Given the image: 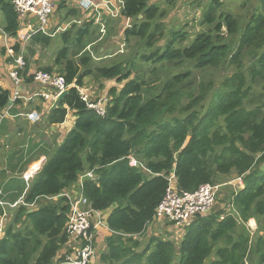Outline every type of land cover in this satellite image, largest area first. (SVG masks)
Masks as SVG:
<instances>
[{"label": "trees", "instance_id": "trees-1", "mask_svg": "<svg viewBox=\"0 0 264 264\" xmlns=\"http://www.w3.org/2000/svg\"><path fill=\"white\" fill-rule=\"evenodd\" d=\"M123 2L120 18L131 20L121 35L133 46L128 58L94 64L104 59L87 52L97 42L90 17L74 36L75 25L62 33L65 46L57 50L53 66L41 70L64 77L69 87V95L46 115V127L50 131L64 124L71 111L76 119L60 145L45 143L49 151L43 154L41 170L15 191L25 205L13 212L0 239V264L64 260L63 248L75 246L66 234L70 207L65 199H50L90 170L98 180L84 182L85 197L93 210L110 211L105 223L112 235L100 264H264V0L247 16L221 10L222 3L211 0L196 34L187 31L188 25L169 28L160 20L165 12L153 0ZM0 12L3 34L18 39L21 25L9 0H0ZM53 38L30 35L21 78L34 80L27 77L29 63L51 47ZM21 45L14 44L15 53ZM210 70L232 74L216 88L204 78ZM86 78L104 87L101 95L109 101L105 117L81 100L78 88ZM10 99L0 86V112ZM131 156L156 176L130 167ZM174 171L180 192H194L232 175L241 177L244 187L232 194L231 211L221 207L185 227L179 246L154 237L143 247L138 238L152 222ZM31 204L32 210L26 206ZM252 219L259 233L251 241L239 224Z\"/></svg>", "mask_w": 264, "mask_h": 264}, {"label": "built area", "instance_id": "built-area-1", "mask_svg": "<svg viewBox=\"0 0 264 264\" xmlns=\"http://www.w3.org/2000/svg\"><path fill=\"white\" fill-rule=\"evenodd\" d=\"M13 5L18 15V20L21 25V31L18 33V42L22 43L19 53H15L13 46L6 48L7 54L10 59L14 60V69H12L11 77L16 81H21L19 73L26 68L25 62V45L28 42L31 34L41 33L55 37L56 33L52 34L50 31V20L56 10L57 0H9ZM196 3H205L209 0H191ZM124 2L121 0L120 8L117 9L111 2H105L101 5H97L91 0H80V8L85 12L94 11L98 17L96 23L100 26V33L102 36L106 34V25L102 22L100 16L101 8L107 12L108 17L117 19L120 16L123 9ZM31 22H35V27L31 28L26 26L31 25ZM73 25V24H72ZM70 24L63 28H58L57 31L65 32L70 28ZM28 27L29 31L23 33V29ZM131 27V22L128 20L126 28ZM5 35V34H4ZM7 36V35H5ZM8 37V36H7ZM2 75L0 66V77ZM35 81L40 82L45 86L46 90L43 93L38 94L47 103L53 104L57 98L69 87L66 84L64 77L57 74H49L42 71H38L34 75ZM81 100L87 105L89 110L94 111L98 116L105 117L107 114V105L109 103L106 96H101L96 99H92V95L88 94V91L83 87L78 88ZM17 96H13L10 99V105L0 112V127L5 120L12 119L11 109L17 101ZM43 115L38 112L29 113L26 118L33 124L39 123L42 120ZM130 167L139 168L146 175L153 177V174L149 171L141 162L135 157L128 158ZM40 166L36 169L30 170L24 175V180L29 184L34 176L39 172ZM91 180L97 182L98 176L94 170L85 171L79 177L78 182L74 185L76 187L75 194L70 193L67 190L57 197L51 198V201H57L65 199L70 207L69 219L66 225V234L71 240L75 242V246L68 253H64V260L59 264H92L97 257L96 233L102 227L106 226L105 221L101 216V212L93 210L90 202L84 194V182ZM168 188L166 190L163 199L155 210L154 217L151 224L164 223L170 227L174 226L176 234L180 229L191 225L197 218L208 215L212 212L218 195L222 188L226 184H206L202 185L198 190L194 192H180L176 189V175L175 171L167 178ZM233 182H237L241 190L244 187L243 179L237 177ZM73 187V186H72ZM0 191V207H16L18 204L25 205L23 200L13 205L4 202L1 199ZM34 204L26 205L32 207ZM4 215V214H3ZM250 228V227H249ZM251 229V228H250ZM68 251V249H67Z\"/></svg>", "mask_w": 264, "mask_h": 264}, {"label": "crops", "instance_id": "crops-1", "mask_svg": "<svg viewBox=\"0 0 264 264\" xmlns=\"http://www.w3.org/2000/svg\"><path fill=\"white\" fill-rule=\"evenodd\" d=\"M91 1L97 5H101L105 2H111L117 9L120 8L121 2V0ZM59 3L62 4L60 5ZM60 8L62 9L60 10ZM70 11L75 12L70 13ZM59 15H64L66 17L64 19H67V21L61 26H59L58 22L60 19ZM100 16L101 20L103 21V23H105V25H107L108 28H110L111 25V29H114L112 41H106L105 45L100 47L99 54L101 55L99 57L107 60L114 58V56L116 55L115 53H111V49L115 47L112 44L118 42L122 38L121 35L128 20L124 18H110L108 17L107 12H105L102 8L100 10ZM90 17L95 21V24L91 29V31L94 32L97 27H100L99 24L96 23L98 15L94 11H83L80 8V0H58L56 11L54 12V15L50 20V27H55V29H58L60 27L64 28L69 24L82 26L85 24V22H90L87 21V19H89ZM26 26L33 28L35 27V22H31V25L26 23ZM28 27L23 29V33H27V31H29ZM2 38L3 40L0 39V66L2 71V75L0 77V86L4 90H8L10 92L11 98L13 96H17V101L16 105L13 106V111H16V113L11 114L12 119L5 120L0 127V191L2 194L1 199L4 202L13 205L11 199L17 198V194L15 191L19 187H22L23 184H25L23 181L24 175L27 174L30 170L38 168L40 164L44 165L46 158L43 154L49 151L46 144H48L47 142L50 143V134L53 136L50 131H52L54 135L56 134L55 137L57 144L60 145L67 133L72 130L76 117L74 112H69V115L64 124L53 127L49 131L45 124V117L49 113L52 104L47 103L41 97L37 96L38 94L43 93L46 90L45 86H43L40 82L35 81V78H33L34 80L31 82H28L26 78H21V81L16 82L11 77L10 72L12 71V69H14V60L9 58L7 51L5 52V50L6 48L17 43L18 39L10 38L5 35ZM94 45H96V43L89 46L87 48V52H91V49ZM38 57L39 55L35 56L34 60L29 63L27 77L34 76L35 73H37L40 69L41 65L39 63L40 61ZM89 82L90 78L88 80L86 79L84 81L85 85L83 86V88L88 91V94L94 96L95 94H97V92L94 87L87 86V83ZM18 101L20 102V104H18ZM32 112H38L39 114L43 115L42 121L35 125L31 123L26 118V116ZM36 126L38 127L36 128ZM25 166L26 168L22 171V168ZM69 190L70 193L75 194L76 187L73 186ZM21 200L22 196L17 198L14 204L19 203V201ZM19 206L20 204H18V206L16 207H6L4 209L0 207L1 210L3 209L4 213V215H0V239L2 238L3 234L5 233L6 227L11 221L13 212L16 211ZM33 207H35V205L32 206L31 210L33 209ZM151 226H154V230L158 231V233H162L163 231H166V235L172 233V228L167 225L168 227L165 229L164 223H154L151 224ZM104 227L106 230L105 232L102 230L100 231L99 229V231L96 233V238L98 235H100L98 237V240L102 241L100 250L101 254L106 250V240L112 235L107 225ZM157 235L158 234H156L155 236ZM72 248L73 246H70V244H68L63 248L61 253H65L67 249L68 251H70L72 250ZM101 254L97 253V257L92 262V264H98Z\"/></svg>", "mask_w": 264, "mask_h": 264}, {"label": "rangeland", "instance_id": "rangeland-1", "mask_svg": "<svg viewBox=\"0 0 264 264\" xmlns=\"http://www.w3.org/2000/svg\"><path fill=\"white\" fill-rule=\"evenodd\" d=\"M211 0H209L208 2L202 3L201 4H197L194 1L191 0H154V3H158L161 10L163 12H165L164 17L161 18L160 20L164 21L166 20L167 23H169V28H177L180 29L182 27H184L185 25L187 26V31L191 32V33H195L198 31H202V28L200 25H198L201 21H202V10L205 7V5H207L208 3H210ZM220 1L221 4V10H226V11H232L233 13L237 14V15H248L249 13L253 12L258 6H259V2L258 0H248L246 2V4L244 6H242V4L244 3V1L246 0H217ZM64 3V2H63ZM60 4V3H59ZM62 4V3H61ZM60 4V5H61ZM58 5V0H57V4L56 7ZM119 5V3H118ZM62 8H60L61 10ZM59 10V11H60ZM56 11V10H55ZM80 12V11H79ZM54 15V14H53ZM60 16V15H59ZM64 18H66L64 15L60 16L59 19V26H61L62 24H64L67 19L65 20ZM197 19V20H195ZM71 20V19H70ZM84 26V25H83ZM83 26L80 25H75V27H73V30L71 32L72 36L75 35V33L78 31V29L82 28ZM72 27V24L70 26V28ZM111 25L110 28L107 27L106 25V34L104 36L101 35L100 33V27H97L94 30V39L97 40L96 45H94L91 49V53H93L94 57H99L100 55L98 54V48H100L101 46H104L106 41H112V35L114 34V29H111ZM63 28V27H60ZM67 29L66 31L70 30ZM64 29V28H63ZM50 31L52 34L56 33L54 39L53 44L51 45V47H49L48 49L44 50L38 57L39 59V63H40V69L38 71H41L42 69L46 68V67H51L54 64V59L57 53V50L62 49L65 45L64 43L61 41V35L64 32L61 31H57V29H55V27H50ZM226 34V31L224 30V35ZM4 35H3V31H2V15L0 12V39L3 40ZM168 35L165 36L164 39H167ZM234 40V39H233ZM240 40V34L237 35L233 46L236 47L238 41ZM232 42V41H231ZM113 49L111 53H115L116 55L114 56V58H117L118 56H123L122 58H117L119 60H124L125 58H128L129 55L132 52V47L133 46H128L123 40L122 38L116 42L112 44ZM14 46V45H13ZM5 50V49H4ZM6 52V50H5ZM114 58L111 59H107L104 61L99 60V58L95 61V65L99 66V64H101L102 62H109L111 61L113 63V60H115ZM78 60V59H77ZM110 62V63H111ZM215 71V70H210L207 71L204 75L205 80L209 81V80H213L215 82L216 88H218L221 84V82L224 80V78L228 75L232 74V71ZM57 74V73H55ZM87 80L89 78H86ZM90 82L87 83L88 87H94L97 89V94H95L94 96H92L93 100L96 98L101 97L102 92L104 90L103 88H100L98 82H96L95 80H93L92 78H90ZM114 84V83H113ZM117 88H119L120 86L116 85V83L114 84ZM38 124V123H36ZM35 125V124H34ZM38 126H36L37 128ZM56 134L55 135H51L50 134V138L49 140L51 142H55L56 141ZM234 175H232L231 178H226L224 181H220L221 184H226V186H224L220 192V194L218 195V199L217 202L212 210V212L214 211H218L219 208L222 207V209H225L226 211H231V196L232 194L239 188V184L237 182H233L234 179ZM225 207V208H223ZM110 211L108 212H103L101 214L103 221L106 220L108 214ZM168 226L165 224V229ZM240 230H243V227L246 228V231L248 232L251 241L255 239V237H257V234L259 233V225L258 222H256L255 219L250 220L247 223L241 222L239 224ZM251 229H250V228ZM172 228V233L167 234L166 235V231L162 232V233H158V231L154 230V226H151V223L148 225L147 230L145 231V233L138 238L140 243L143 244V247L146 246V244L150 241L151 238H160V239H166V240H170V241H174L176 245L179 246L181 239L183 237V235L185 234L186 231H184L183 229H180L178 231V234H176V228L174 226L171 227ZM106 231L105 227L101 228L100 231ZM155 231V232H154ZM156 234H158L157 236H155ZM100 235L97 236L96 238V250L97 253L101 254V244L102 241L98 240V237ZM178 249V248H177ZM138 252H142V248H140L138 250ZM255 262V261H254ZM98 264H100V261L98 262Z\"/></svg>", "mask_w": 264, "mask_h": 264}, {"label": "water", "instance_id": "water-1", "mask_svg": "<svg viewBox=\"0 0 264 264\" xmlns=\"http://www.w3.org/2000/svg\"><path fill=\"white\" fill-rule=\"evenodd\" d=\"M69 95V89L65 90L54 102L53 105L50 107V111L52 112L53 110L57 109L58 106L64 101V99ZM43 164L41 165L42 168ZM261 172H264V164L260 167Z\"/></svg>", "mask_w": 264, "mask_h": 264}, {"label": "clouds", "instance_id": "clouds-1", "mask_svg": "<svg viewBox=\"0 0 264 264\" xmlns=\"http://www.w3.org/2000/svg\"><path fill=\"white\" fill-rule=\"evenodd\" d=\"M122 1H123V0H122ZM121 12H122V10H121ZM120 17H121V15L119 16V18H120ZM127 20H129V19H127ZM102 22H103V21H102ZM104 24H105V23H104ZM125 28H126V25H125ZM122 40H123V39H122ZM96 43H97V42H96ZM15 44H16V43H15ZM89 52H90V51H89ZM90 53H91V52H90ZM91 54H92V56H93V53H91ZM24 57H25V55H24ZM93 57H94V56H93ZM21 72H23V71H21ZM19 77H20V76H19ZM20 78H21V77H20ZM45 89H46V88H45ZM53 104H54V103H53ZM53 104H52V105H53ZM41 121H42V120H41ZM41 165H42V164H40V170H41ZM40 170H39V171H40Z\"/></svg>", "mask_w": 264, "mask_h": 264}]
</instances>
